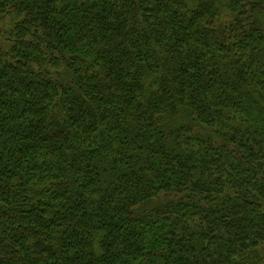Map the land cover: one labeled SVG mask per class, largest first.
I'll return each mask as SVG.
<instances>
[{
    "label": "trees",
    "instance_id": "trees-1",
    "mask_svg": "<svg viewBox=\"0 0 264 264\" xmlns=\"http://www.w3.org/2000/svg\"><path fill=\"white\" fill-rule=\"evenodd\" d=\"M0 24V264H264V0Z\"/></svg>",
    "mask_w": 264,
    "mask_h": 264
},
{
    "label": "rangeland",
    "instance_id": "rangeland-1",
    "mask_svg": "<svg viewBox=\"0 0 264 264\" xmlns=\"http://www.w3.org/2000/svg\"><path fill=\"white\" fill-rule=\"evenodd\" d=\"M1 25V24H0Z\"/></svg>",
    "mask_w": 264,
    "mask_h": 264
}]
</instances>
